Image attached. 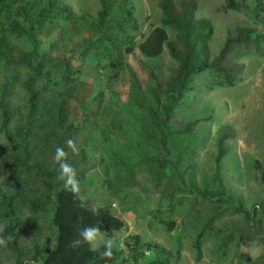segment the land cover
<instances>
[{"label":"trees","instance_id":"1","mask_svg":"<svg viewBox=\"0 0 264 264\" xmlns=\"http://www.w3.org/2000/svg\"><path fill=\"white\" fill-rule=\"evenodd\" d=\"M198 0H158L160 26L154 27L136 46L141 58L154 60L166 49L174 62V67L164 80L157 77L152 67L147 68L149 83L146 89L130 88V108L126 112L141 130H146L143 141L124 134L123 117L117 112V104L103 100L98 92L91 100L84 99L72 73H79L50 55L40 51L42 38L58 35V40L67 41L87 28L90 36L79 37L76 43L79 57L91 51L98 59L105 58L104 67L114 75L104 79L109 85L117 77L116 69L122 67V54L133 51V32L137 31L132 0H98L94 17L87 14L76 15L64 0H0V135L8 143L0 145V235L9 236L7 247H0V264H20L26 251L19 245L23 235L21 228L29 234L38 228L35 212L54 209L50 225L54 230L50 249L40 255V264H113L118 252L111 246V256L100 255L108 244L91 249L89 243L82 242L77 248L70 247L73 239H80L81 229L96 226L101 233L110 237L123 229L122 219L113 215L107 206L94 208L85 206L77 193L69 192L64 181L58 179L59 165L53 160L55 149L64 147L68 152V163L76 170L88 169V150H95L89 132L77 140L79 126L72 121L71 106L76 105L81 123V131L93 125L98 115H103L106 123L100 126V138L106 141L111 132L127 140L124 151L127 156L138 158V163H146L145 168L152 177L169 176L171 190L199 195L190 196V203L203 200L207 203L203 224L199 220L192 247L195 261L200 259V242L206 226L223 215L227 209L242 219L246 235L259 243H264V228L260 230L252 215L264 211L260 205H252L250 212L241 208L239 198L229 195L221 179L222 160L227 149V140L232 137V129L220 126L213 138L214 155L210 182L197 187L194 175L198 168L190 151L193 143L185 142L193 127L208 118L173 123L169 121L173 108L183 102L184 95L193 90L194 78L204 72L211 76V84L205 89L230 88L239 81L242 64L229 60L233 51L250 52L264 57V35L253 27L235 28L226 32L217 52L209 56L208 42L212 36V25L207 18H196ZM225 9L238 11L246 9L250 3L249 17L257 27L264 26V0H221ZM57 22H64V28H57ZM164 28L173 34L169 39ZM7 36L22 39L29 46L26 50H15L7 41ZM91 66L93 64L91 63ZM23 69L26 73L21 82L24 91L23 105L12 104L7 99L11 94L16 71L3 72V68ZM7 72V71H6ZM108 90H111L110 87ZM100 108L101 112H95ZM117 116V118H115ZM93 122V123H92ZM125 135V136H124ZM71 138L79 151L74 154L65 141ZM128 138V139H127ZM83 165V166H82ZM127 165V166H126ZM124 164L126 175L113 172L115 181L133 178V164ZM82 166V167H81ZM102 172L107 173L106 168ZM77 170V174H79ZM187 176L184 177L183 175ZM81 175V176H80ZM77 175L80 180L82 173ZM173 186H176L174 188ZM168 189L162 192L167 202L165 209L173 210L183 195H172ZM179 197V198H178ZM48 208V209H47ZM157 214L160 210H156ZM171 231L172 220L163 223ZM208 228V227H207ZM137 244V237H128ZM127 252L133 247L124 242ZM160 257L144 264H172L171 252L160 249ZM132 260H136L132 257Z\"/></svg>","mask_w":264,"mask_h":264},{"label":"rangeland","instance_id":"2","mask_svg":"<svg viewBox=\"0 0 264 264\" xmlns=\"http://www.w3.org/2000/svg\"><path fill=\"white\" fill-rule=\"evenodd\" d=\"M157 2L158 0H132L138 27L136 32L131 33L133 51L122 54V67L116 69L117 77L109 85L104 83V79L114 74L104 67L108 64L107 59H98L91 51L81 57L78 55L76 43L79 37L90 36L87 28L81 29L79 35L64 42L58 40V35L42 38L40 46L43 54L50 55L63 65L80 70L78 74L72 73L71 77L77 79V88L84 99L89 101L101 92L104 102L110 100L117 104V112L123 117L124 134L140 141H143L147 131L141 130L131 118L127 119L130 100L137 99L131 95L130 88L136 86L140 90L146 89L149 83L146 69L149 67L154 69L160 80H164L174 67V62L165 48L154 60L141 58L136 49L154 27L160 26ZM64 3L76 15L87 14L92 18L98 9V0H64ZM246 6V9L229 11L224 8L221 0L197 1L195 17L207 18L212 25V36L208 42L209 56L217 52L226 32H232L235 28L253 27L264 35V26H255L249 17L250 3ZM64 26V22H57L55 25L57 28ZM164 29L171 39V31ZM7 41L15 50H26L29 46L22 39L13 36H7ZM228 59L242 64L239 81L230 88L207 90L205 87L211 84V76L207 72L197 75L192 83L193 90L186 93L183 102L173 108L169 121L184 123L209 119L207 122L197 123L185 141L193 143L190 153L199 170L198 175H194L197 187H206L210 182L215 132L224 125L232 129L233 134L227 140V149L222 160L221 179L229 195L239 198L241 208L250 212L252 205L256 204V208L258 205L264 207V57L234 50ZM14 70L16 79L7 99L12 104L23 105L24 91L21 89V82L26 73L20 68H3L5 73ZM109 87L111 90H108ZM98 111L101 112L100 108L95 112ZM71 113L73 123L79 126L77 140L89 132L88 138L92 137L95 143V150L87 152L88 169H77L80 172L77 175L82 173L79 180L80 191L77 193L79 199L85 206H107L125 225L121 231L110 237L103 234L98 236L95 242L98 246L110 244L116 249L118 254L113 264H144L159 258L160 249L172 253V264H264V243L261 244L246 235L241 217L232 213L231 209H227L221 217L210 221L206 226L199 240L200 259L195 261L192 242L199 220L203 224L205 209L209 210L207 203L201 199L190 203L191 198L188 195H199L195 190L189 192L185 187L183 191L171 190V178L168 175L157 179L152 177L145 168L146 163H138L136 156L126 155L124 147L126 148L128 142L125 137L111 132L106 141L102 140L100 126L106 123L103 115H98L93 120V125L86 126L81 131L79 112L75 104L71 106ZM6 143L8 141L0 135V145ZM127 163L135 165L133 178L115 181L113 172L117 170L121 175H126L122 166ZM103 168H106V174L102 172ZM166 188L168 193L173 192L172 195L184 196L181 197L182 200L176 201L172 211L165 209L167 202L162 195L167 194L162 191ZM157 209L160 210L158 214ZM257 211L252 215L253 221L262 230L264 211ZM53 212L54 209L45 213L35 212L39 226L29 234L25 235L26 230L21 228L23 235L19 239V245L26 253L20 264H40L41 253L50 249L54 237V230L50 225ZM170 220L174 222V226L171 231H167L163 223ZM134 236L137 237L136 245L133 244V239L128 238ZM124 242L132 245L133 252H127ZM133 256L136 260H132Z\"/></svg>","mask_w":264,"mask_h":264},{"label":"clouds","instance_id":"3","mask_svg":"<svg viewBox=\"0 0 264 264\" xmlns=\"http://www.w3.org/2000/svg\"><path fill=\"white\" fill-rule=\"evenodd\" d=\"M65 144L68 148L72 150L74 154H77L79 149L71 138L65 141ZM53 160L56 164L59 165V176L58 179L64 181L65 188L75 194L80 191V182L77 177L76 168L69 164L68 161V152L65 151L64 147L58 146L55 149V154ZM0 232H3V229H0ZM102 235L100 229L96 226H89L81 229L79 233L80 239H73L70 242V247L77 248L81 245L82 242H87L93 246V248H98V245L95 243L98 236ZM11 237L0 235V247H7ZM102 257L111 256V245L108 244L103 252L100 253Z\"/></svg>","mask_w":264,"mask_h":264},{"label":"crops","instance_id":"4","mask_svg":"<svg viewBox=\"0 0 264 264\" xmlns=\"http://www.w3.org/2000/svg\"><path fill=\"white\" fill-rule=\"evenodd\" d=\"M114 215V214H113ZM118 217V216H117ZM120 218V217H119ZM121 219V218H120Z\"/></svg>","mask_w":264,"mask_h":264}]
</instances>
